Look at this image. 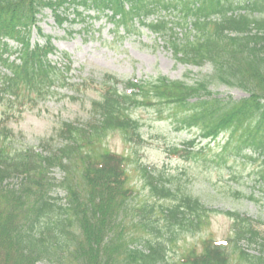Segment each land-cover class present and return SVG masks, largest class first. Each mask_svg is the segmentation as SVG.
<instances>
[{"label": "trees", "instance_id": "obj_1", "mask_svg": "<svg viewBox=\"0 0 264 264\" xmlns=\"http://www.w3.org/2000/svg\"><path fill=\"white\" fill-rule=\"evenodd\" d=\"M44 7L58 25L68 20L59 13L69 9L76 17L79 8L98 14L109 10L115 27L127 33L136 23L146 27L164 39L177 61L209 70L179 80H121L104 73L88 116L61 121L55 137L40 141L39 150L28 146L10 153L9 130L0 128V264H264L263 237L237 212H226L234 219L229 245L201 238L199 251L183 250L182 261L171 262L168 252L207 227L213 211L187 184L180 187L172 175L141 162L137 169L157 199L132 206L122 179L128 156L112 154L103 143L118 132L137 145L141 125L133 112L174 108L179 125L196 128L201 139L226 134L217 164L238 155L258 162L255 184L264 189V0H0V37L21 44L19 61L0 56L9 71L0 78L7 103L31 99V94L44 97L51 85L63 83L60 68L47 59L53 51L50 37L29 48L31 26L40 31L37 15ZM63 58L69 62L67 54ZM217 84L248 96L220 97L211 88ZM193 144L185 142L184 158L196 154L189 150ZM55 169L60 179L51 174ZM14 178L18 184L7 185ZM242 240L255 253L241 248Z\"/></svg>", "mask_w": 264, "mask_h": 264}, {"label": "rangeland", "instance_id": "obj_2", "mask_svg": "<svg viewBox=\"0 0 264 264\" xmlns=\"http://www.w3.org/2000/svg\"><path fill=\"white\" fill-rule=\"evenodd\" d=\"M69 19L72 20L70 14ZM38 24L44 34L52 36L53 45L57 50L49 57L50 60L62 65L58 59L59 53L64 51L69 54L72 60L71 70L67 74L69 81L87 77L98 81L104 72L121 80L149 79L157 76L178 80L196 79L209 70L207 66L199 68L177 61L165 46L164 39L145 28L126 33L122 29L114 28L106 18H90L86 13L81 15L80 20L64 22L59 26L53 21L48 9L43 11ZM43 41V37L38 36L32 29L31 44H43ZM61 88L59 93L48 95L45 100L39 101L34 109L24 111L17 121L11 123L14 132L10 140L14 148H40V141H51L50 139L55 137V129L61 121L83 120L88 116L89 101L95 98L97 93L81 90L76 94L72 89L70 91L69 86ZM213 90L221 96L230 95L235 99L244 96L240 89L227 88L224 85H218ZM71 95H75L76 99H72L74 97ZM7 110L6 106L0 103L1 117ZM133 115L141 125V145L126 143L118 132H111L103 143L116 154L129 157V185L134 186L136 198L147 197L146 191L142 189L143 181L140 175L132 170L139 160L172 175L180 187H183L184 183L187 184V189L194 196L214 210L207 227L185 240H180L176 247L168 252L171 262L180 261V253L183 250L196 248L199 251L201 238L222 240L232 236L234 219L226 212H237L242 217L250 218L252 227L257 228L264 237V189L255 184L253 171L256 169V163L237 158L217 164L216 155L225 142L224 135L215 141L197 143L193 151L200 150V156L195 154L188 161L181 160L175 155V147L182 148L183 142L188 139L199 141L197 129L180 127L175 110L165 106L159 109H137ZM51 174L57 179L62 177L57 169ZM17 182V179H13L8 185H16ZM56 194L62 195L63 192L58 190ZM251 196L256 201L250 199ZM239 246L245 251L255 253L253 245L249 247L243 240ZM37 264L50 263L42 261Z\"/></svg>", "mask_w": 264, "mask_h": 264}]
</instances>
